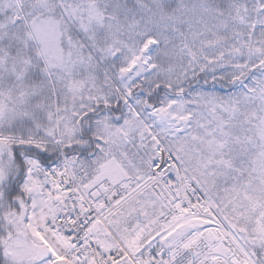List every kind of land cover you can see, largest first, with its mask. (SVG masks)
Listing matches in <instances>:
<instances>
[{
	"label": "snow or ice",
	"instance_id": "snow-or-ice-1",
	"mask_svg": "<svg viewBox=\"0 0 264 264\" xmlns=\"http://www.w3.org/2000/svg\"><path fill=\"white\" fill-rule=\"evenodd\" d=\"M0 264H264V0H0Z\"/></svg>",
	"mask_w": 264,
	"mask_h": 264
}]
</instances>
